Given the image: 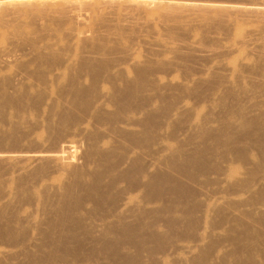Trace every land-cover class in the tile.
<instances>
[{
  "label": "rangeland",
  "instance_id": "1",
  "mask_svg": "<svg viewBox=\"0 0 264 264\" xmlns=\"http://www.w3.org/2000/svg\"><path fill=\"white\" fill-rule=\"evenodd\" d=\"M107 14L0 23V264H264L263 25Z\"/></svg>",
  "mask_w": 264,
  "mask_h": 264
},
{
  "label": "bare ground",
  "instance_id": "2",
  "mask_svg": "<svg viewBox=\"0 0 264 264\" xmlns=\"http://www.w3.org/2000/svg\"><path fill=\"white\" fill-rule=\"evenodd\" d=\"M161 1L164 2V0ZM161 1L100 0L98 2L100 4L97 6L94 0H0V23L11 25L14 22H18L21 23L23 27L28 28L34 22L39 25H44L45 23L57 19L73 21L80 19L82 16L103 15V17H107V13L112 12L113 16L121 17L125 21V23L118 25V27L141 28L142 26L139 23L134 25L130 24L129 15H131L133 11H144L155 8L156 11L157 9H163L164 12L168 14H188L192 17L196 16L195 21L198 22L197 24L203 22H222L227 24L228 28H234L236 25L233 23L241 19L250 20L254 23L259 22L264 27V9H261L260 6V9H257V6L256 10L252 8L254 10L249 11L247 8L245 9L242 7L243 5L241 6L239 4L225 6L223 4L206 5L204 3L205 7L195 8L192 6L195 3L187 6V4H181L183 2L179 3L180 1L175 0L167 4ZM200 13H202V15ZM3 16L5 18H3ZM28 35L31 34L28 33ZM7 39L8 36H2V40L6 41ZM26 253V258L33 259L30 250ZM113 253L114 252H112V254ZM114 255H116V252ZM260 258L261 261L264 260L263 255Z\"/></svg>",
  "mask_w": 264,
  "mask_h": 264
}]
</instances>
